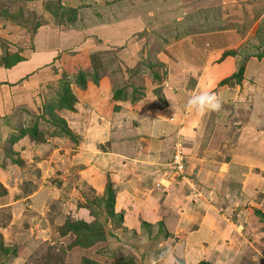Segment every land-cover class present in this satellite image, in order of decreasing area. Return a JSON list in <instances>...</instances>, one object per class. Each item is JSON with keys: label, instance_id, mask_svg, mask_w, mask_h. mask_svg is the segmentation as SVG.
Segmentation results:
<instances>
[{"label": "crops", "instance_id": "0c3cea01", "mask_svg": "<svg viewBox=\"0 0 264 264\" xmlns=\"http://www.w3.org/2000/svg\"><path fill=\"white\" fill-rule=\"evenodd\" d=\"M197 1L200 5L195 8ZM202 1L210 2L177 0L181 4L177 18L181 20L190 14L187 19L191 21L188 27L192 33L185 35L187 38H181L179 42L165 46L172 58L164 50L158 57L165 65L167 74L160 79V84L157 81L155 85L146 84L144 90H139L143 93L139 97L135 94L137 98L132 100L127 89L132 91L133 88L127 87L124 90L127 93L125 98L122 94L111 99L112 92L121 87L115 75L104 74L95 84L91 82L92 75L89 74L85 88L77 87L73 81L69 82L76 101L71 110L54 112L65 121L72 136L61 134L50 123L48 116L42 113L43 105L53 101L59 93L58 86L56 87L59 79L54 70L58 71L62 67L74 72L79 68L85 74L94 73L89 60L92 53L119 51L124 55L132 54L140 45L137 43V34L143 30L149 31L146 20L149 22L152 10L145 9V15L140 12L122 21L91 19L84 24L81 22L80 25L83 26L72 28L59 26L55 22L40 25L33 35L32 43L28 42L29 48H25L24 44L23 49L17 46L7 49L9 54L17 52L24 58L9 69L0 67V86L3 85L17 94V98H21V115L13 112V108L8 112V105L2 106L0 110V131L6 134L9 129L12 131L6 138L0 137V178L4 179L10 170L12 173H21L23 183L28 182L26 191H22L21 186L24 195L21 194L22 197L20 195L16 199L17 204L12 205L21 207V223H24V229L21 228V246L29 234H35V240L44 241L41 234L48 236L53 219L58 222L57 226L64 224L69 218L82 220L87 224L95 221L94 215L88 210L76 208L77 202L69 204L66 215L62 216L55 210L59 201L55 202L54 193L44 184V179L68 173L71 183L81 181L87 188L81 194L78 191L75 195L71 192L78 202L86 199L84 197L87 192L94 199L103 196L108 178L115 181L114 187L120 185L119 188L113 187L116 193L114 212L122 214L118 226L125 231H133L134 234L140 233L142 240L144 235L150 239L144 241L147 247L144 255L152 261L149 259L145 264H152L154 261L165 264L167 261L159 260L160 252L165 250L176 253L178 260L182 256L183 264H216L212 259L220 260V264H240L242 259L247 260L246 264L251 261L264 264V220L255 213L259 211L264 214V75L255 71L256 69L249 70L250 60L254 59L259 68L264 64V56H256L257 59L250 57L245 62L240 83L222 84L224 77L231 75L229 73H232L235 62L231 57L219 59L225 46V31L213 33L210 48H202L197 43L199 37L195 32L201 27L200 19L205 18L200 11ZM211 1L216 9L218 5L232 8L236 4L252 2ZM262 6L264 3H260L259 7ZM84 8L94 9L93 6ZM197 11L202 17L196 16ZM211 11L208 8L204 13L211 16ZM95 14L96 18L101 16L100 12ZM186 17L183 21H187ZM214 20L212 23L217 22L216 18ZM206 22L211 23L210 20ZM3 51L0 49V55ZM207 52L210 55L205 63L202 55ZM212 57L215 58L214 67L209 60ZM200 61L204 65L198 66ZM187 80L191 81V91L189 86L183 90ZM156 87L161 88V95L167 103L170 92L180 94L182 101L177 103V113L173 109L167 110L165 106L168 104L165 102H155L152 96ZM211 89L220 100L219 109L185 108L190 95ZM13 96L14 94H8L7 99ZM25 100L30 101L33 108ZM35 102L39 103L37 109ZM158 104L162 109H159ZM225 113L231 114L230 117L225 118ZM26 114L36 117L29 122L24 118ZM175 115L179 118V124L169 117ZM34 122L40 131L36 140L28 134L19 136L22 128L31 126ZM16 127H19L17 131ZM128 128L137 132L136 139L133 137L130 144L133 150L124 149L127 147L126 142L120 144L122 148L111 145L110 132L117 129L121 130V134L123 129ZM13 137L15 140H11ZM173 137L183 145L189 173L195 171L197 178L205 181L201 188L202 199L195 197L186 186L178 182L169 188L170 191H162V195L155 187L160 177L155 171L158 170L155 164L164 161L163 157L169 153ZM171 155L172 151L168 159ZM166 165L170 171V165ZM171 177L170 175L169 178ZM146 194L155 196L157 200L149 204L145 198L140 199ZM143 222L150 227H142ZM155 223H161V227L151 234V226ZM18 234L16 233L13 241L7 237L3 239L2 234L0 236L7 243L14 242ZM66 235L74 238L71 233ZM31 238L29 240L34 242L32 236ZM159 240L167 246H162L161 251L150 252L148 244ZM5 242V247L10 246ZM22 250L6 261L4 257L3 263L12 264V259L21 257L19 253ZM131 253L136 261L137 252ZM137 260L142 262L141 257Z\"/></svg>", "mask_w": 264, "mask_h": 264}, {"label": "rangeland", "instance_id": "374dc122", "mask_svg": "<svg viewBox=\"0 0 264 264\" xmlns=\"http://www.w3.org/2000/svg\"><path fill=\"white\" fill-rule=\"evenodd\" d=\"M70 1L60 0L59 4L61 5H58L56 0L55 1L35 0L31 2H26L23 0H0V40H1L0 49L7 51L8 48L11 47L12 49H14L16 46L18 48L21 47L23 49L25 47L24 44L26 45L25 48H29L28 42L30 41L32 43L33 35L37 24L39 25H44L49 23L54 24V22L58 23L61 20L62 22H64V20L61 18L60 19L54 18V15L47 11L46 9L47 7H50L51 9H53V11L55 10L58 12H63V10L69 7H77V8L82 7L81 8L82 10L79 8L78 11V15L80 16L78 18L80 19V21L74 22V24H67V23L62 24L64 25L65 28L70 26L71 27L83 26L80 25L81 22L82 24H84L91 19L95 21L97 20V21L114 22V20L116 19H118V21H122L125 20L126 18L136 16V14L140 12L141 15H145L143 13L145 9H150L152 10L151 16L150 17L147 16L149 22L148 20H146L148 23L147 26H149L148 27L149 31L146 32L145 30H143L137 34L138 35L137 43H140V45L139 48L136 49V51L134 50L132 54L127 53L125 55L123 52L120 53L119 51L116 52L105 51L103 53L96 52L93 53L94 59L91 58V55H89V60L93 61L91 62V68L96 74L94 73H88V74H91L93 77L94 76L101 77L104 74H108L110 76L115 75L119 80V86L121 85V87L118 88L116 91H120L121 92L120 95L123 94L125 98L127 93L124 92V90L127 87H132L133 88L132 91L128 89L127 91L130 94L129 97L132 98L133 100L137 98V96H134L135 94H137L138 97L143 94L139 90H144L146 88L145 87L146 84L148 86L155 85V81H157V83L160 84V79H162L167 74L165 70V65H163L161 59L158 57L163 50L166 51L165 46L171 45L173 42L175 43L179 42L181 38H184L188 36L190 33H192L190 27H188L191 21L187 19V17L190 14L187 17L184 16V18L186 17L187 21H183L184 18L181 20H178L177 18L180 11L179 9L181 7V4H179L177 0H167V1L166 0H84L85 3H83V1L81 0H70ZM199 3H200L199 1L196 2V4L194 5L195 8H197V6L200 5ZM260 3H264V2H262V0H252V2H249V4H245V3L236 4L237 6L235 5L232 8L219 7L220 5H218V8L216 9L214 2H212L211 0L210 2L202 1V9H200V11L203 15H205V18L200 19L199 24H201V27L199 30H196L195 32L196 33L195 35L199 37L197 43L200 44V46H203L202 48L205 49L210 48L209 47L210 44L213 43L212 41L213 33L218 31L219 32L225 31L224 32L225 35L227 34L223 38L225 42V46L223 48V53L221 54L219 59L225 57H231L234 58V62H235L233 63L234 65H233L232 73L231 72L229 73L231 75L225 76L223 80H225L228 77L229 78L227 81H225L222 84L234 85L235 83H240L241 79L239 81L238 80L235 81V79L232 78L233 74L237 72L238 67L243 66L244 68L245 62L250 57L256 58V56L257 57H261L262 55L264 56V6L259 7ZM61 6L63 9H61ZM83 6H90V7L93 6L94 9H85L83 8ZM208 8L209 10H212L211 16L210 14L204 13L205 9ZM95 12L97 13L100 12L101 16L99 18H96L97 16ZM201 13L197 11L196 16L202 17L200 15ZM4 14L6 15L4 16ZM209 16L212 17L213 20ZM101 17L104 18L101 19ZM214 18H216L217 20L216 23H212L215 21ZM207 20L208 21L210 20L211 23L206 22ZM89 24L91 25L92 23ZM3 41L5 42L2 43ZM165 53L170 56V59L172 58L171 55L169 54V51H166ZM209 55L210 54H208V52L207 54L202 55V57L205 58L204 59L205 63ZM212 58L209 60L210 63L213 65L214 64L213 61L215 58L213 59ZM262 59L264 61V58ZM253 60L249 61L250 63L249 70L256 69L255 71H258L260 74L264 75V64L258 68L255 65L256 62L254 63ZM204 62L200 61V64L197 65L198 66L204 65ZM261 62L262 60H260V63ZM58 69L60 70L57 71L55 69L54 71L57 73L59 79V81L57 80L58 82L56 84V87L58 86L59 90H62V87L64 85V80H68L70 83L71 81H74L76 83V78L78 74L81 73L80 72L81 69L79 68L75 69L74 72H72V70L66 71L62 67H59ZM186 86H189L190 87L189 91H191V81L189 82L187 80L185 86H183V90ZM209 91L213 92L212 89ZM48 92H50L49 89ZM52 93H53V89H52ZM113 93L114 92H112V94ZM8 94L11 95L14 94V96L8 100L7 99ZM179 95L177 93H171V92L169 93L167 97H168V101L173 103V105H171V103L169 102L167 103L163 98V96L161 95V88L156 87L155 89H153L152 98H154L155 102L157 103L163 104V102H165L166 104H168L165 106L167 107V110L173 109V111L176 112L178 110L177 103L178 102L180 103V101H182ZM185 97L183 99H185ZM25 103L29 107L33 108V106H31L30 101L25 100ZM4 105L5 106L8 105L7 107L8 112L10 108H13L14 109L13 112L14 111L16 113L18 112L19 115H21V98L20 99L19 97L17 98V94H15L13 91L6 89L2 85L0 86V110L2 109L1 107ZM34 105L36 109L39 108L38 102H35ZM223 106H226V104H224ZM159 109H162V107L159 106ZM237 114L239 115V113ZM229 115L231 114L225 113V118L230 117ZM35 117L36 115H31V114H26V116H24V118L27 119L26 121L29 122H31V120ZM169 117L170 119L175 120L176 124H179L178 116L175 115ZM17 123H19V121ZM46 127L48 128V125H46ZM18 128L16 127V131L18 130ZM50 129H52V127H50ZM57 129L58 131H60L59 126ZM123 130L124 131H122L121 134H120L121 130H117V129L112 130L110 132L111 135L110 143L113 146L122 148L120 144L126 142L127 147H125L124 149H127V151L133 150V147L130 144L132 142L133 137H135L136 139L137 132L132 131L129 128L128 130L125 129ZM9 132H12L11 129H9ZM9 132L6 134V132L0 131V137L6 138L9 135ZM3 134L5 135L3 136ZM123 136L125 137L121 141V138ZM172 140L173 141H170V145L168 148L170 154L172 151V155H173L175 145L177 143H179V147L182 148V150H184L183 145L180 142H178L176 138L173 137ZM175 140L177 142H175ZM169 153L167 152L164 155L163 157L164 161H160V163L158 162L155 164V166L158 167V170L155 169V171H157V173L160 176L158 177L159 180L155 183V187L157 188V190H160L161 195H162V191H168L169 188L175 183L174 182L175 179L172 178L173 170L171 168V170L169 171L166 165L167 163L168 165H170L168 161L170 160L168 159ZM183 155H185L184 151H183ZM162 163H166V164L164 165ZM9 171L8 173L5 174L6 177L4 179L0 178V234H2L3 239L7 237L10 241H13L15 239L16 233L19 234L17 239L14 241L17 243L14 242L6 243L3 240V243L5 242L7 246L10 245L8 247L13 251L9 255H4L0 253V264H4L3 263L4 257H5L4 261H6L8 260V257L17 256L18 252L21 249H23L19 253L21 257L15 260L12 259V264H82L83 260H90V262H98L101 264H118L117 260H121V258H125L127 256H133L131 253L132 251L134 253L137 252V256H138L137 259H139V257L142 258V262L136 259V264H145L146 261L150 259V258H146L144 255L147 253L145 252L147 247L144 241L147 242L150 239L148 240L147 236L144 235L142 240L140 233L134 234L133 231H125L123 230V228L121 229V227L118 226L117 222H115L114 219H110L108 217L105 211L102 210L100 212H96L97 207L95 208V206H97L96 203L97 198L94 199V196L90 194V192H87V196L84 197L86 198L84 201H80V200L79 202L76 201L77 198L72 196L71 192H73L74 194L76 191H78V193L81 194L85 192L87 188L84 187L81 181H78L77 183L72 181L71 183V181L67 177L68 173H66L67 175L64 176H62L61 174L58 175L56 174L53 175V177L51 178L49 177L44 179V184L54 193L55 202L59 201L58 208L55 210L58 211L62 216L66 215L69 210L68 209L69 204L71 202H77L75 203V206L77 205L76 208L78 209L85 208L84 210L86 211L88 210L90 214L94 215V217H97V219L99 220L98 223H101V225H98L99 227L97 226L93 227V233L91 231L84 232V230H82L81 232L83 233H81V236L84 238V241H82L84 247L81 246L77 247V246H72V242L74 238L72 239L71 237H68L66 235L67 233L64 234L65 230L63 231L61 229L63 224L57 226L58 222L55 221V219H53L52 227H50V230L48 231L49 232L48 236L45 235L44 233L41 234L44 236L43 240L44 241L47 240L46 242L40 241V239L35 240L36 238H34V236L36 235L29 234V237L28 238L26 237L22 241L23 243L26 244L22 243L21 246V228L24 226L23 225L24 223H21V207L12 206V205L17 202L16 199L20 198L21 194L24 195L25 192L24 193L21 192V186H22V191L23 190L26 191L28 188L27 187L28 182L24 181L23 183V180L20 175L21 173L16 174L14 172L12 173ZM184 172L186 176H188L185 181L186 183H181L182 181L178 180V184H182L186 186L190 190V192H192L195 195V197L202 199L203 192L201 191V188H203L204 185L203 182L205 181L203 179L197 178V176L195 175V171L189 173L186 164H185ZM170 175L172 176L171 178H169ZM108 179L109 180H107V182H110L113 188L115 185V181L111 180L110 178ZM168 181H170L171 183L168 184ZM119 186L120 185H117L115 187L119 188ZM114 188H113V193L115 195L116 193ZM162 197L164 198V196ZM142 198L143 199L145 198L146 201H149L148 202L149 204H152L153 202H155V200H157L155 196L150 197L147 194L146 196H141L140 199ZM61 201H63L62 204H60ZM159 201L161 202L160 199ZM22 222H24V219ZM9 223L12 224L9 225ZM92 223L93 221L90 222V224ZM8 225L10 227H8L3 231V228H5ZM160 227L161 226H159V223L158 224L155 223V225L152 224L151 234H154L156 230H158ZM99 230H103L104 234ZM9 231L11 232L8 234ZM98 231L102 235L101 236L102 239L99 242L98 241L90 242V244L87 245L85 236L91 234L88 237V239L93 241L92 234L97 233ZM26 232L28 233V231ZM31 236L34 239V242L29 240L32 239ZM161 241L162 240H159V242H152L148 244L149 251L150 252H155L158 250L161 251L163 248L162 246L166 245L164 243L161 244ZM181 248L184 247L181 245ZM150 252H148V254H150ZM180 252L182 253V251ZM169 254L174 257L176 264H180L181 261H183L184 259L182 256L180 257L179 260L176 259V253L169 252ZM202 260H207V259H202ZM212 260L216 264L221 263L220 260L217 259H212ZM246 261L242 259L240 264H246ZM235 263H237V260ZM159 264L162 263L160 262ZM165 264H167V262ZM247 264H256V261L254 262L251 261L248 262Z\"/></svg>", "mask_w": 264, "mask_h": 264}, {"label": "trees", "instance_id": "16d2710c", "mask_svg": "<svg viewBox=\"0 0 264 264\" xmlns=\"http://www.w3.org/2000/svg\"><path fill=\"white\" fill-rule=\"evenodd\" d=\"M26 2H31V1H35V0H23ZM55 1V0H54ZM58 5L60 0H56ZM83 1V0H81ZM84 7H90V6H83ZM80 9L82 7H79ZM79 8L77 7H69L65 10H63V12H58V11H53V9H51L50 7H47V11L51 14L54 15V18H61L64 20V22L59 21L58 24H61L59 26L64 27V25L62 24H74V22H76V20L78 19V11ZM61 9L62 6H61ZM6 14H4L5 16ZM38 27H40L39 24L36 25L35 31L36 29H38ZM67 28H72L67 27ZM35 33V32H34ZM1 41V40H0ZM5 41H3L2 43H4ZM94 54H91V58L94 59ZM260 58V57H258ZM24 58L22 56H20L17 52L13 53V54H9L7 51H3V53L0 55V67L9 69L13 66H15L17 63L23 61ZM93 62V61H90ZM243 66H239L238 70L235 74H233L232 78L235 79V81H239L241 79V75L243 73ZM81 73L78 74L77 78H76V83L73 81V83L75 85H77V87H81V88H85L86 86V81H87V77L89 74H83L84 72L80 70ZM96 74V73H94ZM100 77L98 76H92V81L97 84V81ZM228 79L223 80L221 83H224L225 81H227ZM120 91H115L112 94L111 99H116L118 96H120ZM76 99L73 95V93L70 91L69 88V81L68 80H64V85L62 87V90H59V93L57 95V97L54 98L53 101L43 105V115H47L49 118V121L52 125H54L56 128H58V126L60 127V133L66 136H72L71 131L67 128L66 123L63 119H61L58 115L55 114V110H61V109H72L73 104L75 103ZM117 107H115L116 109ZM40 131L37 128V124L32 123L31 126H27L22 128L19 131V136L21 135H25L28 134L31 138L33 139H37L38 137V133ZM11 140H15V138L13 137ZM19 163V165L21 164V162H17ZM105 195L101 196L100 198H98L96 200L97 206H95L96 208V212H100V211H105L108 215V217L110 219H114L115 222H117V224L119 225L121 223V217L122 214H117L114 212V193H113V188L111 186L110 182H107L105 189H104ZM255 213L262 219L264 220V214H262L259 211H255ZM98 219L97 217H95V221L92 224H86L82 221L79 220H66V222L63 224V226L61 227V229L64 231V234H68V233H72L74 236V240L72 242V246H81L84 247V244L82 241H84V238L81 236V232L82 230H84V232L88 231V232H92L93 233V227H99L98 225H101V223H98ZM161 225V223L159 224V226ZM103 227V226H102ZM142 227H150L149 224L143 222L142 223ZM92 228V230H91ZM264 229V228H263ZM100 232H102L104 234L103 230H99ZM94 233L92 234V239L93 241L89 240L88 237L91 235H86L85 239H86V243L87 245L90 244V242H99L102 238H101V234L100 232ZM63 234V235H64ZM165 235H167L165 233ZM12 249H10L9 247H5L3 244V240L0 236V253L4 254V255H9L12 253ZM118 264H136L135 258L134 256H127L125 258H121V260H117ZM82 264H101L98 262H90V260H83ZM181 264H183V262L181 261ZM199 264H209L207 262H200Z\"/></svg>", "mask_w": 264, "mask_h": 264}, {"label": "clouds", "instance_id": "9594fccd", "mask_svg": "<svg viewBox=\"0 0 264 264\" xmlns=\"http://www.w3.org/2000/svg\"><path fill=\"white\" fill-rule=\"evenodd\" d=\"M185 108L197 110L207 108L217 110L220 108V100L212 91L200 90L187 98ZM159 260L167 261V264H176L174 257L171 256L167 250L161 252ZM153 264H158V261H154Z\"/></svg>", "mask_w": 264, "mask_h": 264}, {"label": "built area", "instance_id": "2783aa9c", "mask_svg": "<svg viewBox=\"0 0 264 264\" xmlns=\"http://www.w3.org/2000/svg\"><path fill=\"white\" fill-rule=\"evenodd\" d=\"M169 164L173 170L174 182L182 181L181 183H186V179L188 176L185 174V156L183 155L182 148L179 147V143L175 145L174 153L169 160ZM171 182L168 181V184ZM167 184V185H168ZM194 184V183H193ZM190 185V184H189ZM188 185V186H189Z\"/></svg>", "mask_w": 264, "mask_h": 264}]
</instances>
